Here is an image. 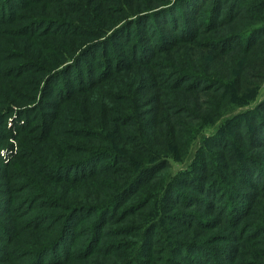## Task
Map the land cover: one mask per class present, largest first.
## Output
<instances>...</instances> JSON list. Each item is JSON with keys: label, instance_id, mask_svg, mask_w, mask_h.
<instances>
[{"label": "trees", "instance_id": "trees-1", "mask_svg": "<svg viewBox=\"0 0 264 264\" xmlns=\"http://www.w3.org/2000/svg\"><path fill=\"white\" fill-rule=\"evenodd\" d=\"M83 1L0 0V54L24 57L0 65V264H264V96L230 118L209 62L264 42V0H117L100 22ZM40 34L74 36L38 64L15 39Z\"/></svg>", "mask_w": 264, "mask_h": 264}, {"label": "rangeland", "instance_id": "rangeland-1", "mask_svg": "<svg viewBox=\"0 0 264 264\" xmlns=\"http://www.w3.org/2000/svg\"><path fill=\"white\" fill-rule=\"evenodd\" d=\"M67 2H70V0H67ZM66 2V3H67ZM101 3L98 5V3ZM84 6H87L88 9L92 10L95 14V20L97 22H100L103 18L104 12L110 13L111 15H116V11L122 10L121 6L122 4H119L117 0H96V2H92L91 4H86L83 1ZM68 6L74 9L78 8V5L70 4L68 3ZM51 7H53V12L46 13V15L52 16V17H59L58 10L60 7L56 3H52ZM15 11L16 9L14 7L11 8V11ZM125 11V10H122ZM187 13V12H186ZM10 15L9 10L7 9L5 11V15H3V19L0 21V27H8L7 24H5V20H7ZM121 15V14H119ZM188 15L192 16L188 12ZM120 20V19H119ZM119 22V21H118ZM154 27H163V24L160 23H154ZM135 29V27L129 28L128 30L125 31L124 35L122 37L127 36L130 32H132ZM85 30V28H83ZM133 34V32H132ZM263 34V33H262ZM261 34H255L250 38V40H236L237 42V47L231 48L227 50L224 54L221 55H216L214 59L211 61L209 60L211 66L212 72L210 73L213 77H215L216 80L219 82H214V86L218 89V93H223L230 95L231 97L237 98V105L235 106V103L232 105L233 110L230 112L229 116L230 118L236 114L237 112L249 110V108H252L254 104L259 101L263 96H264V42H262L260 45H256L259 43L257 38ZM264 35V34H263ZM74 35L68 34V36H57L55 34L52 35H45L43 36L40 34L39 36H35V39L38 41L34 44L27 43L23 39L24 37L18 36L15 41H17L16 46L20 49L23 47H26L24 49L25 56H30V57H25L29 59H34L38 60V64L46 63L48 59L58 58V53L64 50V45L67 42V39L73 40ZM132 37V36H131ZM82 41H87L88 38H81ZM122 38L120 37L119 40ZM124 39V38H123ZM24 41V43H23ZM258 41V42H256ZM248 47L250 51H244ZM262 49V53H258V50ZM206 52V50H204ZM33 52H36L35 54ZM251 52H255L256 54L251 55ZM214 53V52H213ZM188 54V51L185 49L181 48L179 49V46L174 48L172 51H166L163 52L162 55L167 57V60L165 62L170 63V65H174L173 63H179V57H184L185 55ZM217 54V53H215ZM34 56V57H33ZM22 58L19 56V54H16V56H13L10 58V60L6 61L4 59V54H0V65H6V63H12V62H17L20 61ZM203 59V56H202ZM86 61H89V58H86ZM42 62V63H41ZM167 65V64H165ZM80 69V68H78ZM33 70V69H32ZM41 67H36L31 73L26 74L23 77H19V82L15 83L16 88L21 90L19 96H18V101L21 103H25L29 99V93H38L33 92L30 89V83L32 80L31 78H35L37 76V73H41ZM24 72L23 74H25ZM87 72H85L86 74ZM9 79V78H8ZM42 80V79H41ZM124 84L122 90L127 87L129 83V78H124ZM143 86H141L140 90L142 92H138L141 99H143L147 94L150 92H147V94H144V89L146 88V85L148 82H143L140 81ZM222 83V85H221ZM49 86V84H48ZM50 87V86H49ZM44 94H49V93H41V96L37 98L36 100H33L34 102L32 104H36L37 102L41 105H43L44 100L46 101H53V97L51 96H44ZM34 98V97H31ZM98 99V97H96ZM205 99L200 94H197L196 100L199 102L200 100ZM86 98H83L78 101V104L82 103L85 101ZM15 106H18V103H14ZM13 105V110L16 109V107ZM31 105V104H30ZM28 106V105H27ZM15 114V113H14ZM13 115V114H12ZM10 115V116H12ZM15 116V115H14ZM229 118V119H230ZM228 119V120H229ZM11 120L12 117L9 118V125H11ZM256 121L249 119L246 120L245 123L242 124V128H248L251 124L255 125ZM11 142L13 141L12 139H9ZM15 145V143H14ZM14 149H16V146H14ZM4 151H8L9 154L11 150L3 149ZM15 151V150H14ZM1 154V152H0ZM8 154V156H9ZM2 156V155H1ZM8 156L5 158L3 157L4 161L8 159ZM184 165L178 163V162H172V171L175 172L179 168L183 167ZM166 170V169H165ZM32 213V211H30ZM16 263L17 264H23V260H20V258H16Z\"/></svg>", "mask_w": 264, "mask_h": 264}, {"label": "built area", "instance_id": "built-area-1", "mask_svg": "<svg viewBox=\"0 0 264 264\" xmlns=\"http://www.w3.org/2000/svg\"><path fill=\"white\" fill-rule=\"evenodd\" d=\"M8 152L7 151H4V150H2L1 151V155L5 158L6 156H8Z\"/></svg>", "mask_w": 264, "mask_h": 264}]
</instances>
